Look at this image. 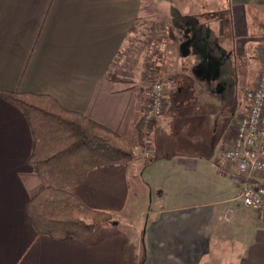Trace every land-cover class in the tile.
<instances>
[{
    "label": "crops",
    "instance_id": "crops-1",
    "mask_svg": "<svg viewBox=\"0 0 264 264\" xmlns=\"http://www.w3.org/2000/svg\"><path fill=\"white\" fill-rule=\"evenodd\" d=\"M144 1L0 0V264H264V212L238 200L243 181L234 173L236 192L217 205L147 206L156 179H202L185 173L197 170L201 156L215 146L200 144L198 137L206 134L190 122L193 114L199 121L200 111L208 113L200 95L219 103L211 119L221 109L208 57L218 61L210 74L220 73L222 88L230 84L224 79L228 64L237 62L233 68L244 76L245 93L239 120L247 112V92L261 68L264 0L158 3L167 7V16L150 18L151 26L167 23L169 48L168 60L156 66L155 74L168 87L165 112L147 130L149 158L141 146L150 94L132 79L111 77L132 31L146 23ZM16 91L51 95L63 107L111 128L138 151L131 164L97 167L70 188L87 206L111 215L112 221L96 226L88 238H54L34 230L27 203L45 182L29 164V123L1 94ZM159 191L169 194L168 187ZM127 215L141 217L136 245L111 231L128 222Z\"/></svg>",
    "mask_w": 264,
    "mask_h": 264
},
{
    "label": "trees",
    "instance_id": "trees-1",
    "mask_svg": "<svg viewBox=\"0 0 264 264\" xmlns=\"http://www.w3.org/2000/svg\"><path fill=\"white\" fill-rule=\"evenodd\" d=\"M111 77L128 80L115 73ZM1 94L23 111L33 136L29 164L45 182L27 203L36 234L90 237L96 226L111 221V215L87 206L69 190L85 182L97 167L131 162L133 145L84 113L63 107L51 95L20 91Z\"/></svg>",
    "mask_w": 264,
    "mask_h": 264
},
{
    "label": "rangeland",
    "instance_id": "rangeland-1",
    "mask_svg": "<svg viewBox=\"0 0 264 264\" xmlns=\"http://www.w3.org/2000/svg\"><path fill=\"white\" fill-rule=\"evenodd\" d=\"M177 1L181 5L185 2H189V0ZM144 2L149 5L148 8L144 7L145 10L143 11V17L146 23L144 24L140 22L136 25L135 29L132 31L131 39L123 49V52H121L116 59L113 71L115 74L119 73L121 75H119L120 77L124 76L127 78L128 80L126 83H129L130 79L134 80L133 82H135L134 84L136 87H143V90L150 94V87L157 81H163L160 77L156 76L157 74H155V70L159 63L163 64L166 60H168L169 48L167 46V23L160 21V23H154L151 26L150 18H155V16H159L161 18L162 15L167 16V7L159 6V4L166 3L168 0H145ZM158 9L160 11H158ZM262 40L263 37H260L261 43L259 42V46H262ZM208 59L210 62L207 70L209 71V79L212 83L211 88L214 89L216 86L217 91L219 92H217V94L220 98H222L221 109L215 115L214 119H211L210 114L215 110L214 106H217L219 103L216 102L214 97L212 99L205 94L200 95L199 99L201 101L199 104L201 107H205L204 110L206 109L205 111L208 113H201L200 111L198 115L200 118L199 121L195 119L196 114H193L190 122H192L191 124L198 123L202 128H200L199 125L196 126V129L199 128L197 131L206 134V136L198 137L201 138L202 141L200 144L208 143L214 144L215 146L212 149L211 154L201 156L203 158L199 160L200 162H198L199 166L197 170L185 173L190 176L199 175L202 179H168L167 182H162L161 179H156V182L153 183L152 187H150L153 197L148 202L147 206L149 208H157L162 204L166 206L190 205L191 207L195 206L196 203L203 202L217 205L218 203L231 197L232 194L236 192L234 189V186L236 185L233 180L234 174L233 172L231 173V171L230 173H227V171L223 169L221 152L226 142H229L234 138V127L238 123L240 110H243L242 108L245 102V93L242 92L241 85L243 86V84L241 83L243 82H241V80L244 76H241L240 73L233 68V64H236L237 62H235V60L232 62L230 61L231 64H228L229 66L227 67V76L230 75L229 72L232 71V68L235 71H233L232 77H224L225 82H229L230 84L228 83L229 85H225L224 88H222V84L220 83V81H222L220 73L218 72V77H216L215 74H213V76L210 74L213 67L219 66L218 61L216 58L208 57ZM247 60L248 56L244 62V70L246 71H248L247 68L249 65V61L246 62ZM249 76L252 77V72ZM233 87H236V89H233ZM234 93L235 96L233 97ZM148 102L150 103V96L148 98ZM215 103L217 105H215ZM202 117L207 119L205 121L201 120ZM195 128L193 127V130ZM211 129L213 130L211 131ZM189 138L194 141L195 136L192 135ZM209 138L210 140H208ZM142 142L141 154H144L145 158H149L150 148L148 145V133L145 130V126ZM137 152L138 151L134 148V157L131 162L127 164H131L136 159L138 155ZM189 161H191L190 164L192 165V159ZM158 184H161L160 188L162 191H166V188L168 187L169 194L167 195L160 192V188L157 187ZM160 193H162V196H160ZM135 211L136 210H134V212ZM127 216L129 218L128 222H122L121 226L112 228L111 231H117V233L121 234L127 240L130 238L133 239L132 245H136V243L140 241V238H138L140 231L137 225H139L141 217L136 215ZM126 247L127 246H125V249H127Z\"/></svg>",
    "mask_w": 264,
    "mask_h": 264
},
{
    "label": "built area",
    "instance_id": "built-area-1",
    "mask_svg": "<svg viewBox=\"0 0 264 264\" xmlns=\"http://www.w3.org/2000/svg\"><path fill=\"white\" fill-rule=\"evenodd\" d=\"M258 54L262 69L247 92L248 110L241 116L234 138L223 146L221 160L223 167L243 181L238 200L246 208L264 212V35ZM167 87L164 81L150 87V103L144 119L146 131L166 108Z\"/></svg>",
    "mask_w": 264,
    "mask_h": 264
},
{
    "label": "bare ground",
    "instance_id": "bare-ground-1",
    "mask_svg": "<svg viewBox=\"0 0 264 264\" xmlns=\"http://www.w3.org/2000/svg\"><path fill=\"white\" fill-rule=\"evenodd\" d=\"M258 59H260V57ZM260 61H261V59H260Z\"/></svg>",
    "mask_w": 264,
    "mask_h": 264
}]
</instances>
